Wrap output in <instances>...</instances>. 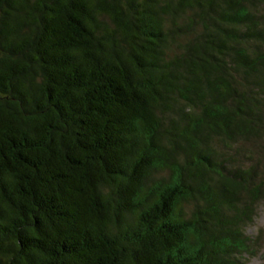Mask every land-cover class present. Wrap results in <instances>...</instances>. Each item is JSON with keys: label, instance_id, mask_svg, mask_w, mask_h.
Instances as JSON below:
<instances>
[{"label": "trees", "instance_id": "trees-1", "mask_svg": "<svg viewBox=\"0 0 264 264\" xmlns=\"http://www.w3.org/2000/svg\"><path fill=\"white\" fill-rule=\"evenodd\" d=\"M259 210L264 0H0V264H244Z\"/></svg>", "mask_w": 264, "mask_h": 264}, {"label": "rangeland", "instance_id": "rangeland-1", "mask_svg": "<svg viewBox=\"0 0 264 264\" xmlns=\"http://www.w3.org/2000/svg\"><path fill=\"white\" fill-rule=\"evenodd\" d=\"M257 215L253 224L246 228L247 235L257 244V251L254 256L244 258V264H264V215L261 211Z\"/></svg>", "mask_w": 264, "mask_h": 264}]
</instances>
